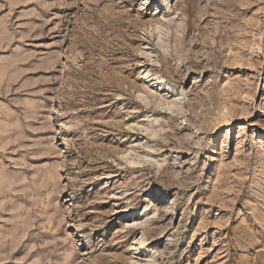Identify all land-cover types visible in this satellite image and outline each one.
I'll return each instance as SVG.
<instances>
[{"label":"rangeland","instance_id":"1","mask_svg":"<svg viewBox=\"0 0 264 264\" xmlns=\"http://www.w3.org/2000/svg\"><path fill=\"white\" fill-rule=\"evenodd\" d=\"M158 1L0 0V264H264V0Z\"/></svg>","mask_w":264,"mask_h":264},{"label":"bare ground","instance_id":"2","mask_svg":"<svg viewBox=\"0 0 264 264\" xmlns=\"http://www.w3.org/2000/svg\"><path fill=\"white\" fill-rule=\"evenodd\" d=\"M158 3H159V5L161 7H163V6H165V8L168 7V3H166L163 0L162 1H158ZM164 9L162 8V11L164 12V14L162 12L163 17L166 18L167 21L172 20L170 18V14H168L167 10H164ZM153 60L154 59H152V61ZM144 71L146 73V77H149V76L154 77V80H155L154 83H156L159 86V88H157V94L158 95L157 96H156V94L153 95L156 98V101L158 103H160L161 105H166L167 109L175 111L177 109V107H178V104H179L178 101L181 100L184 97L170 99V96H167V95L169 93H174L175 90L171 89L170 86L167 85V83L164 81L163 77L161 75H159V74H156L155 72H154L155 74H149L150 73V69H148V68H145ZM129 162H130V159H129ZM139 239H140L139 243L143 244L144 241H145V238L143 237V235H141Z\"/></svg>","mask_w":264,"mask_h":264}]
</instances>
